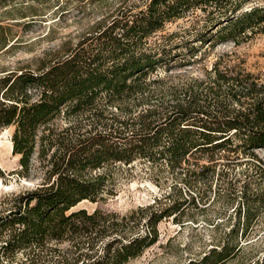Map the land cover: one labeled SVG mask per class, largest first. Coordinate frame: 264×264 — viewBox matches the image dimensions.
<instances>
[{"label": "trees", "instance_id": "16d2710c", "mask_svg": "<svg viewBox=\"0 0 264 264\" xmlns=\"http://www.w3.org/2000/svg\"><path fill=\"white\" fill-rule=\"evenodd\" d=\"M251 2L147 0L144 9L125 3L65 54L35 70L0 78V130L13 127L11 151L19 156V173H28L35 154L47 168L45 186L23 192L16 205L0 215V239H5L0 254L21 250L34 254L51 242H69L58 255L62 264H126L157 241L155 226L165 214L148 220L147 234L127 236L132 215L116 224L99 209L71 211L82 201L102 200L109 192L110 167L136 160L179 167L189 157L213 162L231 155L253 156L264 149V83L244 69H220L217 61L206 75L207 84L191 80L171 90L172 103L160 111L145 103L150 86L161 81L157 77L150 81V75L194 62L198 43L209 42L210 48L227 39L236 43L247 29L263 23L264 7L243 11ZM192 11L203 14L194 15L191 22L194 30L202 31L185 42H172L174 33L161 36L165 45L150 40L166 23ZM182 45L188 59L173 53ZM79 115L101 124V130L94 126L83 132L81 123L62 131L53 127L59 118ZM199 168L201 173L211 169ZM243 208L238 207L237 223L227 232L231 239L249 228L251 209ZM106 236L111 239L98 256L94 248ZM239 250L237 242L220 245L201 263L220 264ZM254 264H264V255Z\"/></svg>", "mask_w": 264, "mask_h": 264}, {"label": "rangeland", "instance_id": "374dc122", "mask_svg": "<svg viewBox=\"0 0 264 264\" xmlns=\"http://www.w3.org/2000/svg\"><path fill=\"white\" fill-rule=\"evenodd\" d=\"M146 1L0 0V78L9 72L35 70L43 62L74 48L85 34L113 17L119 6L128 3L144 9ZM250 7H264V0H252L244 5L243 11ZM194 15L203 14L192 11L184 18L168 22L150 40L156 39L165 45V37L160 39L161 36L174 33L176 37L172 42L187 41L196 31H202L201 27L195 30L191 27ZM215 45L210 48L209 42L201 46L198 43L199 49L194 53L198 58L194 57V62L178 65L170 71L159 69L150 75V81L156 77L161 81L150 86L145 103L160 111L172 103L171 90L190 84L191 80L207 84L206 75L217 61L220 69L224 66L241 68L264 83V22L247 29L236 43L227 39ZM173 53L185 54L186 59L189 56L183 45ZM140 108L146 105L138 107L134 115ZM91 120L85 115L62 117L53 122V127L62 131L81 123L83 132L94 126L101 130V124L95 125ZM12 133L13 127L0 130V215L16 205L20 194L47 183V168L36 154L28 173L21 176L19 156L12 155L11 145L10 151L8 149ZM200 165H209L211 169L201 173ZM109 170L112 173L109 192L103 194L102 200L82 201L71 211L83 208L91 213L99 209L109 215L110 223L116 224L121 223L122 217L132 215L127 236L147 234L151 229L148 220L165 214L155 226L157 241L126 264H202V258L212 248L236 242L239 252L220 264H254L264 255V149L255 150L253 156L231 155L213 162L205 157L197 161L189 157L188 163L179 167L136 160ZM242 206L243 210L247 206L251 209L249 228L243 236L239 234L231 239L227 232L237 223L236 211ZM108 239L111 237L102 238L95 246L98 256ZM4 240L0 239V246L4 245ZM69 246V242H51L34 254L27 250L4 251V255L0 254V264H62L58 255Z\"/></svg>", "mask_w": 264, "mask_h": 264}, {"label": "bare ground", "instance_id": "6f19581e", "mask_svg": "<svg viewBox=\"0 0 264 264\" xmlns=\"http://www.w3.org/2000/svg\"><path fill=\"white\" fill-rule=\"evenodd\" d=\"M11 140V139H10ZM10 140H8V145H9V147H8V149H9V151H10V145H11V141ZM12 156V155H11ZM13 157V156H12Z\"/></svg>", "mask_w": 264, "mask_h": 264}]
</instances>
